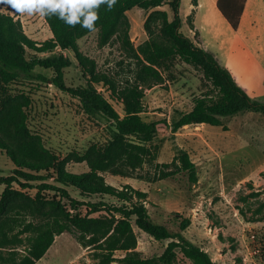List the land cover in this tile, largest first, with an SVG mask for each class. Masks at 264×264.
<instances>
[{
  "label": "rangeland",
  "instance_id": "374dc122",
  "mask_svg": "<svg viewBox=\"0 0 264 264\" xmlns=\"http://www.w3.org/2000/svg\"><path fill=\"white\" fill-rule=\"evenodd\" d=\"M190 4L191 0H180L181 32L198 45L197 32L193 36L190 31L195 12H191L188 19L185 16ZM158 9L170 14L167 5ZM152 11L133 8L126 12L129 37L135 48L141 47L150 37L144 23ZM0 13L18 22L22 33L38 47L52 37L44 17L39 14H18L3 3H0ZM208 19L213 18L209 16ZM159 25L160 20L150 21L152 35L160 36ZM225 25L227 28L217 26L213 32H204L209 45L212 44L211 50L219 52L221 65L231 72L248 96L264 103V5L259 2L256 5L250 0L239 29L233 30L226 22ZM220 40L232 43L230 55H227L225 44L220 49L215 46ZM77 44L80 52L94 63L95 73L113 78L120 88L138 84L145 90L142 99L145 111L141 116L146 121L166 120L170 124L179 114L192 109L195 97L211 89L201 71L178 58L168 69L162 70L161 82L145 83L140 78L143 61L125 50L119 40L101 46L97 31H92ZM54 53L69 61L65 68L68 86L91 83L108 97L106 86L91 82L71 52L58 48ZM26 55L28 58L32 55L43 58L48 53L26 49ZM39 74L49 80L40 79ZM54 75L52 69L36 67L33 77L19 78L1 90L0 109L5 100L11 104L0 115V124L11 131L12 123L6 117L7 112L11 106H20L30 135L27 141L42 155L64 160L68 172L82 174L89 171L87 159H84L88 148L95 144L104 145L110 132L103 119L86 115L76 99L51 82ZM115 107L122 112L120 106ZM222 122L225 128L191 124L175 133L169 126L160 124L151 143L156 151L152 163L144 164L129 176L109 172H99V176L106 185L118 190L146 193L141 202L151 220L166 226L171 233L179 231L182 219H189L190 225L181 231L182 235L206 251L215 264H264L261 251L264 243V114L248 111L222 118ZM181 150L188 152L196 166V183L189 181L187 173L177 171L172 162ZM13 168L15 165L0 150V176L10 174ZM34 183L25 187L13 185L22 196L0 219V261L3 263L20 260L47 219L33 211L23 197H34ZM48 183L56 184L53 178ZM3 189L4 186L0 185V195ZM68 191L73 198L84 202L100 199L81 196L72 188ZM53 195L48 192L45 197ZM102 200L117 203L108 196ZM78 211L82 216L103 222L111 220L113 215L102 210L89 212L85 206ZM107 225L108 222L94 235H84L73 228L62 232L55 236L52 245L35 264H124L122 258L125 255L158 257L171 241H156L136 226H133L131 235L121 238ZM106 240L118 242L115 244L117 248H110ZM108 257L113 261L107 262ZM157 264L190 262L177 253L172 263L157 261Z\"/></svg>",
  "mask_w": 264,
  "mask_h": 264
},
{
  "label": "trees",
  "instance_id": "16d2710c",
  "mask_svg": "<svg viewBox=\"0 0 264 264\" xmlns=\"http://www.w3.org/2000/svg\"><path fill=\"white\" fill-rule=\"evenodd\" d=\"M246 0H217L216 7L225 21L233 30H237ZM197 6V0H191ZM167 5L170 14L158 8ZM180 0H118L112 11L106 6L99 9L98 42L101 46L117 39L127 51L143 61L140 78L158 84L163 79L162 70L174 59H180L202 72L210 83L211 89L193 99L190 111L181 113L171 121H146L141 114L145 111L142 99L144 92L140 85L133 84L119 87L116 81L107 75L95 73V66L79 50L77 41L91 33L77 24L70 27L56 15L43 16L52 34L40 47L28 39L21 31L18 22L10 16L0 13V91L22 77H33L36 67L52 69L55 73L51 82L59 89L65 90L79 102L81 110L88 116L103 119L109 129V139L104 145H92L88 148L84 159H87L89 171L82 174L68 172L65 161L42 155L31 142L25 115L20 106L12 107L6 117L12 123V129L0 124V150L15 165L10 174L0 176V185L4 189L0 195V219L10 205L20 198L21 192L13 185L22 187L35 182L34 197L23 195L33 211L47 217L38 234L33 238L29 250L17 262L12 264H35L47 252L54 242L55 236L72 228L81 234L94 235L100 232L108 222L109 227L121 238L133 233V226L156 241L171 239L164 252L158 257L140 258L125 255L124 264H157V261L172 263L177 253L190 264H215L210 255L202 248L189 242L181 233L190 225L189 219L179 222V231L171 233L166 226L153 222L146 207L141 202L146 193L132 190L133 193L121 191L106 185L100 179L99 172H109L118 176H129L146 163L156 159V151L151 145L155 139L159 125L169 126L175 133L180 128L191 124H209L225 128L222 118L231 117L248 111L264 114V103L252 100L236 83L231 72L221 65L213 52L196 45L193 40L181 32L179 15ZM133 8L145 11L153 10L146 18L144 26L149 30L150 37L141 47H133L129 37V22L126 12ZM194 11V10H193ZM192 11V12H193ZM171 16V19L170 17ZM189 16H187V19ZM160 20L159 35L150 31V21ZM66 50L73 54L84 73L94 84L102 83L108 90V97L98 91L91 83L68 86L65 83V68L69 61L54 53L56 49ZM26 49L48 55L39 58L32 55L28 58ZM40 79L48 81L39 74ZM11 101L2 102L0 115ZM115 105L121 107V113ZM177 171L187 173L191 183L197 182L196 166L188 152L181 150L172 161ZM53 178L56 184L48 183ZM30 186V185H29ZM32 188V187H31ZM68 188L75 189L81 196H96V202H84L73 198ZM54 193L47 198L45 194ZM111 197L117 203L109 204L102 199ZM119 203V204H118ZM85 206L89 212L105 211L113 214L112 219L101 221L96 218L82 216L78 211ZM117 216V218L115 217ZM104 227V229L106 228ZM106 240L112 249L115 244ZM264 258V243L262 245ZM113 261L111 257L107 262ZM0 264H6L0 261Z\"/></svg>",
  "mask_w": 264,
  "mask_h": 264
},
{
  "label": "clouds",
  "instance_id": "9594fccd",
  "mask_svg": "<svg viewBox=\"0 0 264 264\" xmlns=\"http://www.w3.org/2000/svg\"><path fill=\"white\" fill-rule=\"evenodd\" d=\"M118 0H0L10 6L15 13L29 16L56 15L70 27L80 24L89 31H98L99 9L106 6L112 11Z\"/></svg>",
  "mask_w": 264,
  "mask_h": 264
},
{
  "label": "crops",
  "instance_id": "0c3cea01",
  "mask_svg": "<svg viewBox=\"0 0 264 264\" xmlns=\"http://www.w3.org/2000/svg\"><path fill=\"white\" fill-rule=\"evenodd\" d=\"M216 2L217 0H197V6L193 7L192 3L190 4V7L188 8V11L186 12L185 16H189L190 13L194 10L195 12V18L192 23V28H190V31L192 35L198 34L197 37V44L199 47L205 49V50H211L212 44L209 45V40L205 36L204 32H213V30H216L217 26L227 28L225 25V19L222 17L220 12L218 11L216 7ZM252 2L256 5H258V2L264 5V0H252ZM250 0H246L243 13L240 18L239 26L238 29L243 21V18L247 12V8L249 6ZM211 16L213 19H208V17ZM227 26L229 24L226 22ZM218 38V37H217ZM218 42V41H216ZM219 44V45H218ZM225 44L226 45V50H227V55L231 53V44L232 43H227L224 40H220L217 44L215 43V46L220 49V46ZM211 52L214 53V55L217 57L219 61L220 56L219 52L211 50ZM233 76V75H232Z\"/></svg>",
  "mask_w": 264,
  "mask_h": 264
}]
</instances>
